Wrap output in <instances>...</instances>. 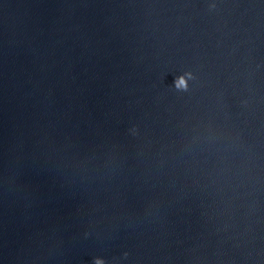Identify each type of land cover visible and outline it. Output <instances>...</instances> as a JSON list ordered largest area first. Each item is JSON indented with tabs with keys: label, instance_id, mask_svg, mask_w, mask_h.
Returning a JSON list of instances; mask_svg holds the SVG:
<instances>
[{
	"label": "water",
	"instance_id": "obj_1",
	"mask_svg": "<svg viewBox=\"0 0 264 264\" xmlns=\"http://www.w3.org/2000/svg\"><path fill=\"white\" fill-rule=\"evenodd\" d=\"M216 5L0 0V264H264V0Z\"/></svg>",
	"mask_w": 264,
	"mask_h": 264
},
{
	"label": "clouds",
	"instance_id": "obj_2",
	"mask_svg": "<svg viewBox=\"0 0 264 264\" xmlns=\"http://www.w3.org/2000/svg\"><path fill=\"white\" fill-rule=\"evenodd\" d=\"M216 0H207V7L208 9H214L216 8ZM196 79V76L194 72L190 69H184L182 71L177 72L174 75L172 84L169 85L171 88L181 91V92H187L189 90V82L194 81ZM128 131L132 135H136L137 129L135 125H132ZM87 235V233H85ZM121 256L123 258H126L128 256V252L124 251L121 253ZM92 264H113L111 261H106L103 256H93L92 257Z\"/></svg>",
	"mask_w": 264,
	"mask_h": 264
}]
</instances>
